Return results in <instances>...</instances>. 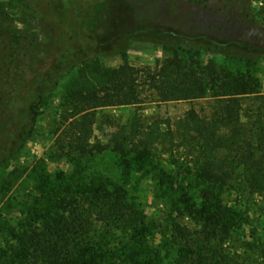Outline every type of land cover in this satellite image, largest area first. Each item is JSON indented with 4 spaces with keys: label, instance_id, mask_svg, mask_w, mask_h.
I'll list each match as a JSON object with an SVG mask.
<instances>
[{
    "label": "rangeland",
    "instance_id": "1",
    "mask_svg": "<svg viewBox=\"0 0 264 264\" xmlns=\"http://www.w3.org/2000/svg\"><path fill=\"white\" fill-rule=\"evenodd\" d=\"M104 1L107 8L101 23L97 22L88 32L95 44L77 55L80 63L73 66L75 60L69 59L62 67L58 85L44 94L34 132L19 150L0 163V264L17 252L16 240L8 228L25 223L31 207L45 208L42 195L55 185L58 174L74 183L73 190L82 184L91 188L99 181H105L109 188L120 187L129 202L145 215L149 234L136 238L98 220V231H109L106 241L109 252L113 250V264H199L194 250L190 257L183 254L189 244L177 233L179 228H199L184 210V195L196 205L200 204V197L191 170L192 156L178 136L175 122L191 109L202 117L210 116L215 101L209 97L159 101L148 84L156 63L172 57L176 45L187 40L189 47L195 42L194 48H200V54L192 57L200 62L205 73L221 67L249 71L264 92V56L247 61L205 51L211 43L232 40L264 48V0H92ZM26 3L31 5L29 11L42 15L39 28H32L33 24L25 21L27 8L19 0H0V83L6 79L7 63L12 58H24L13 51L14 37L22 39L21 34L26 35L27 29L38 42L47 40L52 44L50 56L38 65L41 71L64 50L86 45L70 0ZM161 33L166 37L154 35ZM122 35L128 37L124 39ZM179 36L183 38L177 39ZM180 56L187 59L190 54L180 52ZM124 63L134 67L140 102L90 110L94 116L90 144L109 147L81 154L72 147L69 136L71 120L79 117L70 104V95L76 90L102 87L105 70ZM241 101L243 107L251 109L257 104L253 95L244 96ZM133 120L143 127L169 120L172 135L160 123L161 132L166 135L164 141L153 143L139 157L130 148L129 126ZM10 136L1 144L5 145ZM114 145L127 150L115 152L111 150ZM10 146L14 149L17 139ZM2 154L0 151V160ZM219 197L238 213L239 219L225 241L211 242L216 256L206 254L208 263L264 264V200L256 195H241L234 187L220 192Z\"/></svg>",
    "mask_w": 264,
    "mask_h": 264
},
{
    "label": "trees",
    "instance_id": "2",
    "mask_svg": "<svg viewBox=\"0 0 264 264\" xmlns=\"http://www.w3.org/2000/svg\"><path fill=\"white\" fill-rule=\"evenodd\" d=\"M19 1L27 8L25 21L33 24L32 28H39L42 15L29 11L31 5L26 0ZM70 3L79 31L86 37L85 48L75 46L64 50L41 71L38 65L50 56L51 42H38L29 29L26 35L21 34L22 39L14 37L13 51L25 59L12 58L6 66V79L0 83V151L4 153L0 163L19 150L34 132L44 94L58 85L62 67L69 59L75 60L73 66L80 63L82 60L77 55L89 51L95 44L88 32L98 25L97 22L101 23L107 2L70 0ZM154 35L163 37L164 34ZM121 37L126 39L128 35ZM180 38L183 36L177 39ZM193 44L197 45L193 42L189 47L187 40L181 41L172 50V57L157 62L148 85L159 101L203 97L215 101L210 116L202 117L191 109L175 122L178 136L192 156L191 170L200 197V204L196 205L184 195V210L199 228L195 231L179 228L177 233L188 241L189 247L183 252L185 256L190 257L194 250L199 264H209L206 254L216 256V247L211 242L225 241L235 220L239 219L235 210L223 204L219 193L234 187L241 195H256L264 200V92L249 71L236 72L221 67L205 73L200 62L192 57L201 51ZM166 46L171 47V44ZM205 51L247 61H257L264 56L262 46H250L238 40L211 43ZM180 52L189 53L190 57L185 59ZM133 75L134 67L124 63L105 70L102 87L71 93L70 104L75 115L79 114L69 127L74 149L81 154H92L109 147L90 144L94 123L90 110L140 102ZM247 95H253L257 101L252 109L243 107L241 98ZM160 123H164L168 134L172 135L169 120H160L147 127L137 120L130 123V148L137 151L139 157H143L153 143L164 141L166 135L161 132ZM8 134L11 139L2 145ZM16 139L17 146L11 149ZM111 150L125 153L127 149L114 145ZM107 185L99 181L91 188L82 184L78 190H73L74 183L58 174L55 185L42 195L45 208L31 207L25 223L8 228L16 240L17 252L5 264H113V250L109 252L106 241L109 231H98V220L106 221L110 227L133 238L149 234V229L145 215L129 202L124 190Z\"/></svg>",
    "mask_w": 264,
    "mask_h": 264
}]
</instances>
